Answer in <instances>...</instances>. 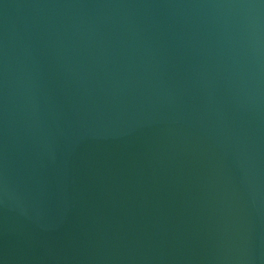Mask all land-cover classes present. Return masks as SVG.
I'll use <instances>...</instances> for the list:
<instances>
[{
  "label": "water",
  "instance_id": "95a60500",
  "mask_svg": "<svg viewBox=\"0 0 264 264\" xmlns=\"http://www.w3.org/2000/svg\"><path fill=\"white\" fill-rule=\"evenodd\" d=\"M0 264H264V0H0Z\"/></svg>",
  "mask_w": 264,
  "mask_h": 264
}]
</instances>
